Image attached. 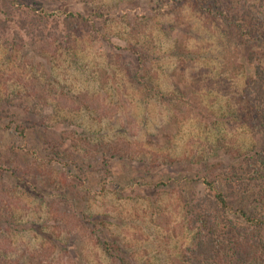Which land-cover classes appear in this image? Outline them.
<instances>
[{
  "label": "rangeland",
  "instance_id": "1",
  "mask_svg": "<svg viewBox=\"0 0 264 264\" xmlns=\"http://www.w3.org/2000/svg\"><path fill=\"white\" fill-rule=\"evenodd\" d=\"M17 1L90 17L99 39L39 51L0 35V166L19 155L0 169V264H186L200 176L256 153L242 91L264 46L227 43L188 0ZM140 48L147 90L128 76ZM245 198L239 223L264 213L259 192Z\"/></svg>",
  "mask_w": 264,
  "mask_h": 264
},
{
  "label": "trees",
  "instance_id": "2",
  "mask_svg": "<svg viewBox=\"0 0 264 264\" xmlns=\"http://www.w3.org/2000/svg\"><path fill=\"white\" fill-rule=\"evenodd\" d=\"M188 1L202 17L224 23L227 43L240 41L242 45L264 46V0H242L238 4L234 0ZM0 16V35L4 37L13 30L18 50L26 45L24 37L30 38L31 48L39 51L74 47L81 34L99 39L93 19L82 14L55 16L43 11H27L17 0H0ZM260 51L247 56V65L253 66L254 74L247 79L242 91V119L251 132L256 153L245 158V168L220 162L208 167L200 176L206 193L193 197L190 223L195 240L184 253L186 264H264V213L253 216L241 211L240 223L231 218L240 195L246 202L245 196L257 191L264 200V50ZM133 52L141 65L128 61V76L137 88L147 90L142 73L151 63L150 53L147 48L133 49ZM11 157L13 161L7 166H0L2 171L15 170L19 155L12 152ZM114 258V264H130L119 254Z\"/></svg>",
  "mask_w": 264,
  "mask_h": 264
}]
</instances>
